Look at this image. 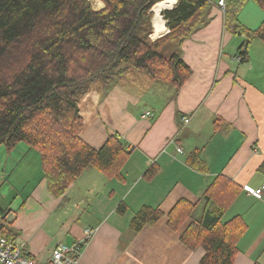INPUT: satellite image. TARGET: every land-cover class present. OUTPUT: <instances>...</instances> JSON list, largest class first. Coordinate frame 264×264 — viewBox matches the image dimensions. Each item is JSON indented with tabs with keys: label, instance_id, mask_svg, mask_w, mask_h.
Masks as SVG:
<instances>
[{
	"label": "crops",
	"instance_id": "obj_1",
	"mask_svg": "<svg viewBox=\"0 0 264 264\" xmlns=\"http://www.w3.org/2000/svg\"><path fill=\"white\" fill-rule=\"evenodd\" d=\"M90 1L97 11L105 8L101 0ZM152 22L155 41L167 33L156 37ZM244 40L225 30L224 12L216 4L208 24L182 47L193 74L174 97L169 95L172 86L143 74L115 82L87 121L82 138L100 148L117 134L132 147L123 181L90 168L56 198L48 191L37 151L26 143L11 153L0 147V224L12 231L15 243L33 259L46 262L59 244L72 246L91 229L94 235L79 264H201L203 247L191 250L181 240L192 220L179 232L168 227L166 217L140 232L130 225L144 207L168 214L180 200L197 203L216 178L224 176L242 189L225 219L240 216L247 226L234 264H264V195L259 199L250 194L264 185V69H252L257 57L264 62V43L254 41L248 48L250 60L241 64L236 57ZM142 83L153 95L145 107L144 98L137 97ZM165 94L167 100L162 101ZM149 112L154 116L145 118ZM186 115L191 121L184 126ZM195 150L201 151L207 173L186 163ZM121 205L127 207L123 215ZM202 206L195 210V219Z\"/></svg>",
	"mask_w": 264,
	"mask_h": 264
},
{
	"label": "trees",
	"instance_id": "obj_2",
	"mask_svg": "<svg viewBox=\"0 0 264 264\" xmlns=\"http://www.w3.org/2000/svg\"><path fill=\"white\" fill-rule=\"evenodd\" d=\"M101 1L105 8L97 11L90 0H0V147L11 153L26 143L37 151L48 191L56 198L90 168L123 181L122 170L133 153L117 134L100 148L83 140L84 104L92 86L101 83L107 90L135 70L178 92L193 74L182 47L208 24L218 5L216 0H177L163 12L169 33L152 41V10L167 0ZM249 1L264 11V0H225L222 9L225 30L245 38L237 56L241 64L250 60L248 48L254 41L264 43V20L251 29L239 19ZM171 48L175 50L168 54ZM186 163L208 172L200 150L189 154ZM260 171L264 173V162ZM241 193L238 185L219 176L197 203L180 200L168 214L144 207L130 227L140 232L166 217L168 227L179 232L192 220L181 240L191 250L203 247L201 264H234L247 226L240 216H225ZM200 204L203 212L195 219ZM118 211L123 215L127 207ZM2 236L15 237L0 224Z\"/></svg>",
	"mask_w": 264,
	"mask_h": 264
},
{
	"label": "built area",
	"instance_id": "obj_3",
	"mask_svg": "<svg viewBox=\"0 0 264 264\" xmlns=\"http://www.w3.org/2000/svg\"><path fill=\"white\" fill-rule=\"evenodd\" d=\"M175 1L171 7H167L164 11L173 9L177 5V0H167ZM165 1V2H167ZM218 6L223 9L225 7V0H219ZM161 18L163 16L161 15ZM166 33H169L167 28ZM241 57H237L236 61L240 62ZM154 115L152 113H147L144 115L145 118H151ZM191 121L190 116H183L182 122L184 126H187ZM178 153H183L182 148L177 149ZM250 194L262 199L264 195V185L262 188L252 191ZM94 231L87 229L81 240L77 241L72 246H67L65 244H59L53 251L50 259L46 262H40L29 256L28 252L25 250L24 246L18 245L14 240H10L7 237H0V264H79L82 256V251L84 246L92 239Z\"/></svg>",
	"mask_w": 264,
	"mask_h": 264
},
{
	"label": "rangeland",
	"instance_id": "obj_4",
	"mask_svg": "<svg viewBox=\"0 0 264 264\" xmlns=\"http://www.w3.org/2000/svg\"><path fill=\"white\" fill-rule=\"evenodd\" d=\"M92 4H93V7L96 9L97 8L96 4H94V3H92ZM164 10L161 12V15L164 12ZM154 16H155V13H154ZM239 19H240L242 24L245 23V24H247V25H249L251 27H258L264 20V11L256 3H254L253 1H249L242 8V10L240 12ZM164 27H165V25H164ZM165 32H166V30H165ZM174 50H175V48H171L167 52H168V54H172V52ZM226 53H229V52L227 51ZM255 56L257 57V55H254V59H255ZM257 58L258 59H256L255 62L252 64V66H253L252 69L254 71L257 70V69H264V67H263L264 65H262L263 61L260 60L261 61L260 62L259 61V57H257ZM236 67L241 68L240 65H236ZM241 71H242V69H241ZM129 74H131L130 76H137V74L138 75L139 74H143L142 76H145L149 80H153L149 75H147L145 73H142V72H139V71H135V70L132 71ZM128 76L129 75H127L126 77L120 78L118 80H129V79H127ZM140 80H142V79H140ZM114 84L111 85V87L109 89H107V90L104 89V87L102 86L101 83H96V84H94L92 86V92H91L90 98L84 104V112H83V114H84V117L87 119V121L95 114V112L98 109V107H99L100 103L102 102V100H104L111 93V90H112ZM139 90L140 91L142 90L141 94H140L141 96H137V97L141 98V99L144 98V101H142L143 104H141V105L145 107L148 104L147 99H149V97L153 96L152 95V90H149V87H147L145 85V83L141 84V87L139 88ZM175 91H176L175 89H174V91H173V89H171V91L169 92V95H170L171 98L174 97V95L176 93ZM167 96H168V94H165L163 99H162V101H166L167 100ZM140 103H141V101L139 102V105H140ZM200 210L201 211L203 210V206L201 207V209L200 208L198 209L197 216H200V213H201Z\"/></svg>",
	"mask_w": 264,
	"mask_h": 264
},
{
	"label": "bare ground",
	"instance_id": "obj_5",
	"mask_svg": "<svg viewBox=\"0 0 264 264\" xmlns=\"http://www.w3.org/2000/svg\"><path fill=\"white\" fill-rule=\"evenodd\" d=\"M173 4L172 1H167V2H161L159 4H157L154 8L153 11L156 14V17L154 20V24L157 28V32H156V37L161 36L162 34H164L165 32V27H164V23H163V19L161 18V12L166 9L167 7H170Z\"/></svg>",
	"mask_w": 264,
	"mask_h": 264
},
{
	"label": "water",
	"instance_id": "obj_6",
	"mask_svg": "<svg viewBox=\"0 0 264 264\" xmlns=\"http://www.w3.org/2000/svg\"><path fill=\"white\" fill-rule=\"evenodd\" d=\"M152 11H153V10H152ZM153 12H154V11H153ZM155 16H156V14H155ZM155 16H154V17H155Z\"/></svg>",
	"mask_w": 264,
	"mask_h": 264
}]
</instances>
